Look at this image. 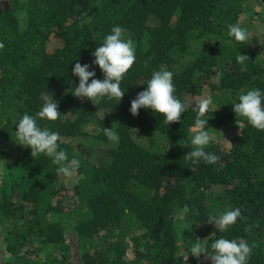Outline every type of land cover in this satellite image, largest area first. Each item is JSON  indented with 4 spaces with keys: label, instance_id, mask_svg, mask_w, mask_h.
Instances as JSON below:
<instances>
[{
    "label": "trees",
    "instance_id": "1",
    "mask_svg": "<svg viewBox=\"0 0 264 264\" xmlns=\"http://www.w3.org/2000/svg\"><path fill=\"white\" fill-rule=\"evenodd\" d=\"M263 3L0 0L1 264H76L74 254L80 264H211L190 249L201 239L211 252L220 237L254 244L248 264H264V130L236 116L232 105L248 90L264 92V27L255 25L264 22ZM237 22L253 32L245 43L228 36ZM114 26L136 44V61L121 82L125 94L121 101H82L67 91L79 84L72 69L89 64L94 78H104L91 53ZM239 53L249 57L244 65ZM160 64L173 72L174 95L189 103L179 122L166 124L144 108L130 112ZM45 93L62 116L37 123L58 132L60 149L80 160L74 183L62 181L50 157H32L15 143L20 116H35ZM205 94L213 104L203 119L215 137L205 150L220 159L193 164L183 157L191 150L193 108ZM112 125L118 143L104 135ZM224 127L239 132L227 150L217 139ZM235 208L242 215L226 231L207 223Z\"/></svg>",
    "mask_w": 264,
    "mask_h": 264
},
{
    "label": "clouds",
    "instance_id": "2",
    "mask_svg": "<svg viewBox=\"0 0 264 264\" xmlns=\"http://www.w3.org/2000/svg\"><path fill=\"white\" fill-rule=\"evenodd\" d=\"M126 32L127 30L122 26L112 27L110 34H107L102 43L91 53L95 58L93 64L99 66L104 78L102 80L94 78L96 73L94 70H89L91 65H82L77 62L72 73L79 77V84L74 89H68V92L82 101L88 99L94 105L100 103L104 97L121 101L125 94L121 88V82L136 61V44L131 37L126 36ZM228 36L239 43H245L249 39L248 31L241 27L239 22L228 26ZM3 48L4 44L0 42V49ZM248 60L249 57L246 55L239 53L236 56L238 64L244 65ZM221 78L222 74L217 73L215 79L219 81ZM90 79L91 83H89ZM174 93L173 72L168 70L167 65L160 64L158 70L152 71L151 78L146 82L145 90L138 92L136 97L131 100L130 112L133 116H137L139 110L144 108L162 115L163 122L166 124L179 122L181 114L187 111L189 103L181 101ZM41 99L42 106L35 116L28 113L20 116L15 131V143L30 148L32 157L37 154L50 157L52 163L58 166L56 168L58 175L71 177L79 169L80 160L69 159L66 151L60 149L61 136L58 132L51 131L47 127L41 128L37 123V118L48 121L59 119L62 116L59 104L53 99V95L47 93L42 94ZM212 104V97L204 96L197 99L193 108L197 115L192 128L191 150L187 151L183 157L193 164H199L201 161L205 164H216L220 159L217 154L205 150L215 139L212 132L206 130L211 128L208 126V120L203 119ZM232 105L236 116L246 118L248 123L257 130H264V92L258 88L248 90L246 93L240 94L238 102ZM103 131L109 141L118 143L119 135L113 125L111 128H104ZM188 213L189 207L185 205L177 217L181 227H186ZM241 215L239 208L228 209L218 215L209 216L207 223L215 225L219 231H226L237 222ZM201 241V239L193 241L190 249L191 255L197 259L201 256L205 259L210 258L211 264H248L255 247L254 244L250 246L242 238L220 237L211 244V252H209L206 245L202 246Z\"/></svg>",
    "mask_w": 264,
    "mask_h": 264
},
{
    "label": "rangeland",
    "instance_id": "3",
    "mask_svg": "<svg viewBox=\"0 0 264 264\" xmlns=\"http://www.w3.org/2000/svg\"><path fill=\"white\" fill-rule=\"evenodd\" d=\"M258 9L262 11V14H264V3L263 4H260V5L258 4ZM16 15H17V18H21V15H19L18 13H16ZM255 25L258 28H260V27L263 28L264 27V22L258 20L257 22H255ZM252 33H253L252 31L251 32L250 31L248 32L249 35H251ZM204 96H208V94H205L202 97H204ZM220 131L221 132H220L219 138H217L218 139V144H219L221 150H227V149H229V144H230L231 137L234 136V135H236L239 132L236 131V130H234V129H232V128H229V127H224ZM0 175H1V173H0ZM75 178H76L75 176L65 177V176L62 175V178L61 179H62L63 182H68V184H70V182L71 183H74L75 182ZM0 182H1V177H0ZM71 233H69V234L72 235ZM0 240H1V238H0ZM74 256L77 257V260H75V263L76 264H80L78 262V255L77 254H74ZM5 259H4V256H2L0 254V264Z\"/></svg>",
    "mask_w": 264,
    "mask_h": 264
}]
</instances>
